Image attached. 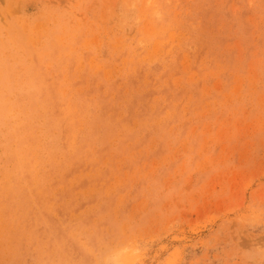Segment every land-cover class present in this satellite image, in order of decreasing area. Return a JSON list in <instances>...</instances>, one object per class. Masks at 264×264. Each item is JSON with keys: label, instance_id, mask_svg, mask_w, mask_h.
I'll return each instance as SVG.
<instances>
[{"label": "rangeland", "instance_id": "obj_1", "mask_svg": "<svg viewBox=\"0 0 264 264\" xmlns=\"http://www.w3.org/2000/svg\"><path fill=\"white\" fill-rule=\"evenodd\" d=\"M11 1L0 264H264V0Z\"/></svg>", "mask_w": 264, "mask_h": 264}, {"label": "bare ground", "instance_id": "obj_2", "mask_svg": "<svg viewBox=\"0 0 264 264\" xmlns=\"http://www.w3.org/2000/svg\"><path fill=\"white\" fill-rule=\"evenodd\" d=\"M12 1H13V0H12ZM12 1H11V2H12ZM5 2H8V1H5ZM11 5H12V4H11ZM9 8H10V7H9ZM0 9H1V8H0ZM10 10H12V9H10ZM11 12H12V11H11ZM14 12H16V10H14ZM12 13H13V12H12ZM13 15H14V14H13ZM172 16H173V15H172ZM18 19H19V18H18ZM21 19H22V18H21ZM8 20H9V19H8ZM171 20H172V19H171ZM22 21H23V20H22ZM7 22H9V21H7ZM14 23H15V22H14ZM17 23H18V22H17ZM22 23H23V22H22ZM62 24H63V22H62ZM11 25H12V23H11ZM21 25H23V24H21ZM24 25H25V24H24ZM53 25H54V24H53ZM57 25H59V24H57ZM64 25H65V24H64ZM75 25H76V24H75ZM75 25L73 24V26H75ZM13 26H14V25H13ZM31 26H32V25H31ZM37 26H38V25H37ZM70 26H71V25H70ZM23 27H24V26H23ZM42 27H43V26H42ZM53 27H54V26H53ZM68 27H69V26H68ZM68 27H67V28H68ZM76 27H77V26H76ZM32 28H33V26H32ZM36 28H37V27H36ZM43 28H44V27H43ZM43 28H42V29H43ZM46 28H47V27H46ZM1 29H2V27H1ZM19 29H20V28H19ZM23 29H24V28H23ZM42 29H41V30H42ZM50 29H51V27H50ZM57 29H58V28H57ZM69 29H71V28H69ZM76 29H77V28H76ZM17 30H18V29H17ZM31 30H33V29H31ZM43 30H44V29H43ZM52 30H53V29H52ZM72 30H73V29H72ZM19 31H20V30H19ZM24 31H25V30H24ZM55 31H56V30H55ZM64 31H65V30H64ZM67 31H68V30H67ZM73 31H74V30H73ZM80 31H81V30H80ZM12 32H14V31H11L10 33L12 34ZM20 32H21V31H20ZM32 32H33V31H32ZM32 32H31V33H32ZM65 32H66V31H65ZM70 32H71V31H70ZM70 32H69V33H70ZM1 33H2V32H1ZM6 33H7V32H6ZM10 33H9V34H10ZM18 33H19V32H18ZM46 33H47V32H46ZM48 33H49V32H48ZM48 33H47V34H48ZM51 33H53V32H51ZM66 33H67V32H66ZM72 33H73V32H72ZM74 33H75V32H74ZM11 34H10V35H11ZM19 34L21 35V33H19ZM32 34H33V33H32ZM36 34H38V33H36ZM55 34H56V33H55ZM55 34H54V35H55ZM20 35H19V36H20ZM22 35H23V34H22ZM22 35H21V36H22ZM29 35H30V34H29ZM33 35L35 36V34H33ZM69 35H71V34H69ZM15 36H18V35H15ZM19 36H18V37H19ZM38 36H40V35L38 34ZM58 36H59V35H58ZM71 36H72V35H71ZM36 37H37V36H36ZM46 37H47V35H46ZM52 37H53V36H52ZM65 37H66V36H65ZM65 37H64V38H65ZM29 38H30V37H29ZM36 39H37V38H36ZM53 39H54V38H53ZM69 39H70V38H69ZM22 40H23V39H22ZM30 40H31V39H30ZM56 40H57V39H56ZM60 40H61L60 42H62V38H61ZM65 40H66V39H65ZM72 40H73V37H72ZM14 41H15V40H14ZM69 41H70V40H69ZM69 41H68V42H69ZM22 42H23V41H22ZM50 42H51V41H50ZM70 42H71V41H70ZM29 43H30V42H29ZM29 43H28V44H29ZM38 43H40V42L38 41ZM47 43H48V42H47ZM53 43H54V42H53ZM53 43H52V44H53ZM64 43L66 44V42H64ZM64 43H63V44H64ZM85 43H86V42H85ZM85 43H84V44H85ZM23 44H24V42H23ZM35 44H36V43H35ZM54 44H55V43H54ZM65 44H64V46H65ZM84 44H83V45H84ZM87 44H88V43H87ZM21 45H22V44H21ZM30 45H32V43H31ZM50 45H51V44H50ZM68 45L70 46V44H68ZM48 46H49V45H48ZM57 46H59L58 43H57ZM64 46H63V47H64ZM86 46H87V45H86ZM86 46H85V47H86ZM88 46H89V45H88ZM66 47H67V46H66ZM74 47H75V46H74ZM77 47H78V46H77ZM79 47H80V46H79ZM60 48H61V47H60ZM33 49H34V48H33ZM86 49H87V48H86ZM42 50H43V49H42ZM51 50H52V49H51ZM64 50H65V49H64ZM69 50H70V48H69ZM57 51H58V50H57ZM73 51H74V49H73ZM32 52H33V51H32ZM37 52H39V50L36 51V53H37ZM44 52H45V51H44ZM66 52H68V51H66ZM71 52H72V51H71ZM78 52H79V51H78ZM34 53H35V52H34ZM50 53H51V52H50ZM52 53H53V52H52ZM42 54H43V53H42ZM45 54H46V53H45ZM69 54H70V53H69ZM73 55H74V54H73ZM42 56L44 57V55H42ZM80 56H81V55H80ZM36 57H37V56H36ZM74 57H75V55H74ZM77 57H78V56H77ZM73 59H74V58H73ZM1 61H2V60H1ZM6 61H7V60H6ZM88 61H89V60H88ZM3 62H5V61H3ZM86 63H89V62H86ZM8 64H9V63H8ZM10 67H11V66H10ZM56 67H57V66H56ZM73 67H74V66H73ZM3 68H4V67H3ZM38 68H39V67H38ZM38 68H37V69H38ZM61 68H62V67H61ZM7 69H8V67H7ZM37 69H36V70H37ZM57 70H59V69H57ZM2 71H3V70H2ZM6 71H7V70H6ZM12 73H13V72H12ZM38 73H39V72H38ZM7 74H8V73H7ZM2 75H3V74H2ZM11 75H12V74H11ZM8 76H9V74H8ZM5 77H6V75H5ZM6 78H7V77H6ZM0 79H1V78H0ZM2 80H3V79H2ZM5 80H6V79H5ZM7 80H8V79H7ZM9 81H10V80H9ZM29 81H30V80H29ZM29 81H27V82L29 83ZM52 81H53V80H52ZM9 83H10V82H9ZM40 84H41V83H40ZM51 84H52V82H51ZM34 85H36V84H34ZM37 85H38V84H37ZM41 85H42V84H41ZM52 86H53V85H52ZM26 88H27V87H26ZM43 88H44V87H43ZM36 89H37V88H36ZM27 90H28V89H27ZM41 91H42V90H41ZM41 91H40V93H41ZM27 92H28V91H27ZM37 94H39V93H37ZM45 94H46V93H45ZM48 95H49V94H48ZM32 96H33V95H32ZM46 96H47V95H46ZM34 98H35V97H34ZM36 98H37V97H36ZM2 100H3V99H2ZM35 101H36V100H35ZM43 101H44V98H43ZM40 102H41V101H40ZM46 102H47V101H46ZM50 102H51V101H50ZM32 103H33V101H32ZM75 103H76V102H75ZM28 104H29V103H28ZM39 104H40V103H39ZM45 104H47V103H45ZM51 104H52V103H51ZM2 105H3V104H2ZM35 105H36V104H35ZM155 105H156V104H155ZM65 106H67V105H65ZM0 107H1V106H0ZM7 107H8V106H7ZM30 107H31V106H30ZM42 107H44V106H42ZM47 107H49V106L47 105ZM1 108L3 109V107H1ZM30 109H31V108H30ZM30 109H29V110H30ZM61 109H62V108H61ZM12 110H13V109H12ZM72 110H73V109H72ZM2 111H3V110H2ZM30 111H31V110H30ZM51 111H52V110H51ZM16 112H17V111H16ZM20 112H21V110H20ZM134 112H135V111H134ZM1 113H2V112H1ZM30 113H32V112H30ZM5 114H6V113H5ZM66 114H67V113H66ZM3 115H4V114H3ZM3 115H2V117H3ZM11 115H12V114H11ZM17 115H18V114H17ZM5 116H6V115H5ZM62 116H63V115H62ZM14 117H15V116H14ZM16 118H17V117H16ZM57 118H58V117H57ZM17 119H18V118H17ZM2 121H3V120H1V122H2ZM6 121H7V120H6ZM9 121H10V120H9ZM11 121H12V120H11ZM11 121H10V122H11ZM56 121H57V120H56ZM7 122H8V121H7ZM12 122H13V121H12ZM52 122H53V121H52ZM52 122H51V123H52ZM57 122H58V121H57ZM13 123H14V122H13ZM53 123H54V122H53ZM11 124H12V123H11ZM57 124H58V123H57ZM59 124H60V123H59ZM70 124H71V123H70ZM106 124H107V123H106ZM121 124H122V123H121ZM8 125H9V123H8ZM13 125H14V124H13ZM63 125H64V124H63ZM126 125H127V124H126ZM14 126L16 127V125H14ZM52 126H53V125H52ZM55 127H56V126H55ZM125 127H126V126H125ZM7 128H8V127H7ZM59 128H60V127H59ZM59 128H58V129H59ZM127 128H128V127H127ZM4 129H5V128H4ZM19 129H20V128H19ZM21 129H22V127H21ZM62 129H63V128H62ZM120 129H121V128H120ZM12 130H13V129H12ZM12 130H11V131H12ZM14 131H15V130H14ZM122 131H123V130H122ZM2 132H3V131H2ZM5 132H7V131H4L3 133H5ZM12 132H13V131H12ZM15 132H16V131H15ZM23 132H24V130H23ZM7 133H8V132H7ZM13 133H14V132H13ZM19 133H20V132H19ZM126 133H127V132H126ZM11 134H12V133H11ZM30 134H31V133H30ZM123 134H124V133H123ZM1 135H6V133H5V134H1ZM31 135H32V134H31ZM6 136H8V134H7ZM13 136H14V135H13ZM22 137H23V136H21V138H22ZM30 137H31V136H30ZM18 138H19V140H20V137H18ZM7 139H8V138H7ZM14 139H15V138H14ZM16 140H17V138H16ZM2 141H3V139H2ZM17 141H18V140H17ZM4 144H5V143H4ZM26 144H27V143H26ZM15 145H16V144H15ZM15 145H14V146H15ZM19 145H20V144H19ZM26 146H27V145H26ZM21 147H22V146H21ZM13 148H14V147H13ZM18 148H20V147H18ZM3 150H5V149H3ZM18 150H19V149H18ZM20 150H21V149H20ZM14 152H15V151H14ZM14 152H13L12 154H14ZM18 152H19V151H18ZM19 153H20V152H19ZM21 153H22V152H21ZM15 155H16V154H15ZM33 155H34V154H33ZM10 156H11V155H10ZM50 156H51V155H50ZM2 157H3V156H2ZM11 157H12V156H11ZM19 157H20V156H19ZM23 157H24V156H23ZM3 158H4V157H3ZM16 158H17V157H16ZM16 158H15V159H16ZM15 159H14V161H16ZM21 159H22V158H21ZM46 159H47V158H46ZM3 160H5V159H3ZM11 160H12V159H11ZM11 160H10V161H11ZM10 161H9V162H10ZM17 161H18V160H17ZM23 161H24V160H23ZM67 161H68V160H67ZM68 162H69V161H68ZM68 162H67V163H68ZM3 163H4V162H3ZM6 163H7V162H6ZM21 163H22V162H21ZM21 163H20V164H21ZM54 163H55V162H54ZM16 164H17V163H16ZM16 164H15V165H16ZM20 164H19V165H20ZM46 164H47V163H46ZM52 164H53V163H52ZM65 164H66V163H65ZM69 164H70V163H69ZM11 165H12V164H11ZM11 165H10V166H11ZM19 165H18V166H19ZM67 165H68V164H67ZM2 166H3V165H2ZM20 166H21V165H20ZM62 166H63V165H62ZM45 167H46V166H45ZM48 167H49V166H48ZM20 168H21V167H20ZM65 168H67V167H65ZM47 169H48V168H47ZM1 170H2V168H1ZM17 170H20V169L18 168ZM21 170H22V169H21ZM60 170H61V169H60ZM60 170H59V171H60ZM62 172H63V171H62ZM18 174H19V173H18ZM16 175H17V174H16ZM61 175H62V174H61ZM18 176H19V175H18ZM21 177H22V176H21ZM58 177H59V176H58ZM23 178H24V177H23ZM68 179H69V178H68ZM19 180H20V179H19ZM38 180H40V179H38ZM11 181H12V180H11ZM22 181H25V179L22 180ZM70 181H71V180H70ZM16 183H17V181H16ZM16 183H14V184H16ZM23 183H24V182H23ZM35 183H36V182H35ZM35 183H34V184H35ZM17 184H18V183H17ZM22 185H23V184H22ZM22 185H21V186H22ZM27 185H28V184H27ZM18 186H19V185H18ZM29 186H30V185H29ZM12 187H13V186H12ZM19 188H20V187H19ZM21 188H22V187H21ZM24 188H26V187H24ZM31 188H32V187H31ZM22 189H23V188H22ZM15 190H18V188H17V189H14V193H15ZM7 192H8V191H7ZM75 192H76V191H75ZM26 193H27V192H26ZM38 193H39V192H38ZM38 193H37V194H38ZM7 194H8V193H7ZM9 194H10V193H9ZM15 194H16V193H15ZM54 194H55V193H54ZM0 195H1V194H0ZM4 195H5V194H4ZM26 195H27V194H26ZM5 196H6V195H5ZM13 196H14V195H13ZM19 196L21 197V195H19ZM40 196H43V194H41ZM54 198H55V197H54ZM140 211H141V210H140ZM140 211H139V212H140ZM71 213H72V212H71ZM137 213H138V211H137ZM150 220H151V219H150ZM161 220H162V218H161ZM152 221H153V217H152ZM60 235H61V234H60ZM46 236H47V235H46ZM35 237H36V236H35ZM52 237H53V236H52ZM60 241H61V240H60ZM44 242H45V241H44ZM64 250H65V249H64Z\"/></svg>", "mask_w": 264, "mask_h": 264}]
</instances>
